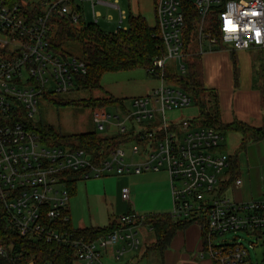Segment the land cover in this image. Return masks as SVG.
<instances>
[{"label":"built area","instance_id":"built-area-1","mask_svg":"<svg viewBox=\"0 0 264 264\" xmlns=\"http://www.w3.org/2000/svg\"><path fill=\"white\" fill-rule=\"evenodd\" d=\"M91 2L96 21L101 15L96 3L119 9L120 23L127 18L117 2ZM191 6L198 17V48L206 40L210 47L232 51L264 50V0H156L157 31L165 52L146 70L159 85L134 97L132 110L119 105L111 106L114 114L106 106L92 111L96 129L118 143L96 155L72 145H48L33 129L39 99L70 91L76 76L86 73L82 59L51 49L54 21L80 23L78 6L74 0H0V212L7 231L70 247L75 261L83 264H104L109 250L119 259L140 247L138 227L146 216L130 211L99 239H77L61 228L70 221L68 182L72 177L91 180L166 170L172 186L170 214L199 226L203 253L215 264H255L238 233L264 235V197L238 201L227 196L229 188L243 181L231 172V155L221 151L224 133L194 124L195 118L167 114L194 103L189 92L167 77L171 60L180 70L172 75L188 74L185 31ZM122 196L129 198L128 193ZM227 234L233 237L227 239ZM119 244L123 246L117 248ZM0 256L12 260L3 245Z\"/></svg>","mask_w":264,"mask_h":264},{"label":"rangeland","instance_id":"rangeland-1","mask_svg":"<svg viewBox=\"0 0 264 264\" xmlns=\"http://www.w3.org/2000/svg\"><path fill=\"white\" fill-rule=\"evenodd\" d=\"M105 1L110 3L117 2L120 9L127 13V18L120 23L119 9L96 3L94 9L101 14L96 21L91 0H74V4L78 6L83 22L95 25L105 34H113L119 29L128 27L130 15L141 16L150 26L157 27L156 0ZM76 27H72L74 32H76ZM57 28L58 24L55 22L52 32L53 38L58 31ZM62 48L68 53V56L82 58L80 43L68 40L62 43ZM200 49V65L205 85L208 88L213 87L215 91H218L222 121L232 122L242 119L256 127L262 126L264 124V108L260 105V95L263 94L264 97V51L259 49L232 51L226 47H210L209 43L203 40L202 47L199 48L197 43H192L191 48L186 51L187 58L191 60V57L195 53H198ZM186 61L185 66L187 71H189L188 60ZM167 70L170 73L177 71L180 74L178 63L174 60L168 63ZM158 85V79L151 76L145 68L107 72L102 76L101 87L99 88L81 90L75 85L68 92L55 94L54 100L41 97L35 119L36 121H42L43 124L54 127L58 132L65 135L95 132L100 136H105L106 131H98L92 117V111L95 108L103 106L88 107L84 102L85 99H89L90 97L101 99L111 95L124 100L126 108L132 110L131 101L134 97L147 95ZM107 112L115 113L112 107H109ZM167 114L174 119L197 118L199 117V108L193 103L190 107L174 112L170 111ZM224 138L221 151L231 156H236L238 163L239 161L241 162V172H238L237 176L245 184H249L251 199L258 200L263 198L264 138L259 141L243 144L244 135L236 131H227L224 133ZM130 147L131 145L128 144L126 149ZM243 162L244 165H242ZM94 180L91 179L87 182ZM81 182H84V180L81 179ZM240 188V191L229 188L226 192L227 196H244L245 189H243V186ZM111 213L112 211L108 212L106 208H101L98 226L103 227L107 225L109 215H112ZM136 213L141 216L149 215V212L143 208L136 211ZM78 216H84V222L88 226L92 224L90 216H93V213L87 215L84 211H80ZM145 231L150 234V239L154 240V232L148 226L138 227L139 238L141 240L139 249H143L146 244H150V239L147 240L144 236ZM238 236L241 238L242 244L249 249L252 262L264 264V235L257 237L255 235H248L245 232H239ZM232 237V234L226 235L227 239H231ZM152 254L158 256L157 252ZM75 263L81 262L76 260Z\"/></svg>","mask_w":264,"mask_h":264},{"label":"trees","instance_id":"trees-1","mask_svg":"<svg viewBox=\"0 0 264 264\" xmlns=\"http://www.w3.org/2000/svg\"><path fill=\"white\" fill-rule=\"evenodd\" d=\"M22 0H11L18 3ZM58 28L55 37H51V49L62 57L68 56L63 50L62 43L74 40L81 44L82 59L87 67L86 73L77 75L75 85L81 90H91L101 87L102 76L107 72L128 71L135 68H147L152 60L164 54L165 48L160 39L157 27L150 26L141 16L129 17V26L119 29L113 34H105L93 24L81 21L72 24L70 21L57 18ZM198 17L194 9L189 7L186 15L185 52L196 43V25ZM77 26L76 32L72 27ZM264 51V50H262ZM200 54L195 53L188 59L189 71L186 76H177L168 73V80L181 86L194 98V104L199 108V117L193 123L200 126H211L221 130L236 131L244 135V143L255 142L264 138V124L261 127H253L245 122L234 120L225 123L221 119L220 97L214 88L205 85L200 65ZM235 64V63H234ZM44 97L54 100L55 94H46ZM86 106L117 107L124 105V100L108 95L101 99H85ZM261 106L264 108V97L261 95ZM33 129L39 133L42 141L48 145H72L77 148L94 152L96 155L115 147L118 143L114 138L100 136L95 132H86L75 135H65L58 132L54 127L36 121ZM234 175L238 174V158L231 156ZM77 178L72 177L68 182L70 195L73 184ZM144 224L150 225L156 236V242L151 247L163 253L171 239L178 230L186 228L190 222L175 220L168 214L146 216ZM61 227V226H60ZM118 227V223L107 228H83L76 229L71 221L61 228L73 233L77 239L95 241ZM0 245H3L10 257L0 256V264H75L72 248L57 243H44L31 238L21 237L4 228L2 214L0 212ZM12 245V248L10 247Z\"/></svg>","mask_w":264,"mask_h":264},{"label":"crops","instance_id":"crops-1","mask_svg":"<svg viewBox=\"0 0 264 264\" xmlns=\"http://www.w3.org/2000/svg\"><path fill=\"white\" fill-rule=\"evenodd\" d=\"M237 120L249 124L245 120ZM242 165H244V162ZM238 166V172L240 173V161ZM87 181L81 182V179L78 178L75 180L69 201L70 221L76 229L107 228L117 223L119 216L130 211H139L141 208L149 212L147 216H150L168 214L173 207L172 186L166 170L159 172L147 171L141 174L109 175L91 182ZM242 186L245 189L244 196L234 195V198L238 201L252 200L248 183L245 184L243 181L241 186L233 190L237 191ZM124 193H128V199L123 198ZM101 208H106L108 212L112 211L107 225L103 227L97 224L100 221ZM80 211H84L87 215L93 213V216H90L92 223L90 226L84 222V216H78ZM140 226H148L152 230L150 225ZM144 233L145 238L150 239V234L147 231ZM155 242L156 236L154 233V240L150 239L149 245L146 244L143 249L127 250L119 259H116L111 250L106 251L104 253V264H215L209 254L202 251L204 248L202 234L199 226L195 223H190L186 228L178 230L163 253L151 248ZM121 246L123 245L119 244L117 248ZM154 252H157L158 256L152 254ZM202 254L203 256H201Z\"/></svg>","mask_w":264,"mask_h":264}]
</instances>
